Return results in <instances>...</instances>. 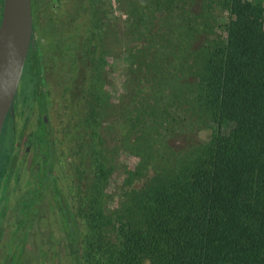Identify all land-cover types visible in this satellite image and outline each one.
<instances>
[{"label":"trees","instance_id":"16d2710c","mask_svg":"<svg viewBox=\"0 0 264 264\" xmlns=\"http://www.w3.org/2000/svg\"><path fill=\"white\" fill-rule=\"evenodd\" d=\"M214 2L246 18L226 23L225 41H212L204 54L191 42L199 33L197 27L184 19L180 25L189 38L172 44L179 54L169 68L168 83L162 76L169 40L151 30L143 32L134 61L138 111L129 124V129L141 128L135 143L143 137L147 89L161 94L166 84L180 77L183 82L177 83L168 105L159 101L162 97L154 98L150 113L158 132L145 140L153 148L146 157L150 176L145 185L150 186L144 193H123L111 226L116 242H101L104 259L96 264H264V28L259 22L263 0ZM188 7L183 1L185 18L190 17ZM88 46L96 57L99 46L93 34ZM192 76L195 81H188ZM177 110H195L204 122L216 124L207 142L190 141L193 128L185 124V116L177 118ZM163 132L178 133L185 142V150L179 148L183 153L170 148ZM128 134L126 130L123 138ZM93 162L97 183L104 181L103 157Z\"/></svg>","mask_w":264,"mask_h":264},{"label":"rangeland","instance_id":"374dc122","mask_svg":"<svg viewBox=\"0 0 264 264\" xmlns=\"http://www.w3.org/2000/svg\"><path fill=\"white\" fill-rule=\"evenodd\" d=\"M183 1L30 0L34 34L43 40L38 54L47 78L48 95L62 124L64 145L71 147L75 214L88 252V264L104 259L99 250L102 243L116 242L111 226L123 193L131 190L144 193L150 186L145 185L150 176L146 157L153 148H149L145 140H152L158 132L150 108L155 96L162 97L159 101L168 105L177 83L183 82L180 77L178 82L166 84L169 92H163L164 95L153 92L155 88L147 89V108L141 117L143 137L139 144L135 143L134 136L141 128L129 129V124L138 111L135 94L139 87L134 61L143 44V32L151 30L169 40L170 45L163 50L168 58L162 76L168 83L169 68L179 54L172 44L186 42L189 38L181 23L191 19L190 23L197 27L199 33L191 42L195 51L200 48L204 54L212 41L216 40L213 45L225 41L222 28L226 23L246 18L221 9L214 0H186L190 17L185 18ZM263 5L259 22L264 28ZM92 34L99 46L96 57H92L88 46ZM156 40L160 39L156 37ZM193 78L196 77L187 80L195 81ZM200 112L203 115L202 109ZM204 113L206 117L205 110ZM175 115L178 119L185 116V124L193 128L190 141L197 143L207 142L216 126L210 125L208 120L204 122L195 110L189 113L177 110ZM126 130L129 134L123 138ZM162 134L170 148L183 153L179 148L183 149L185 142L182 138L179 140L178 133ZM101 157L106 176L97 183L93 160H101ZM135 173H139L138 176Z\"/></svg>","mask_w":264,"mask_h":264},{"label":"flooded vegetation","instance_id":"af4514ba","mask_svg":"<svg viewBox=\"0 0 264 264\" xmlns=\"http://www.w3.org/2000/svg\"><path fill=\"white\" fill-rule=\"evenodd\" d=\"M32 36L0 125V264H88L71 147L48 95L38 54L43 40L33 27Z\"/></svg>","mask_w":264,"mask_h":264},{"label":"water","instance_id":"95a60500","mask_svg":"<svg viewBox=\"0 0 264 264\" xmlns=\"http://www.w3.org/2000/svg\"><path fill=\"white\" fill-rule=\"evenodd\" d=\"M33 47L30 0L0 2V125L19 87L28 47Z\"/></svg>","mask_w":264,"mask_h":264}]
</instances>
